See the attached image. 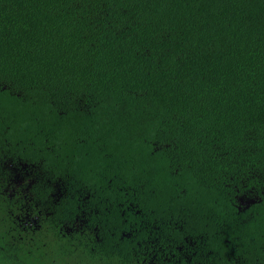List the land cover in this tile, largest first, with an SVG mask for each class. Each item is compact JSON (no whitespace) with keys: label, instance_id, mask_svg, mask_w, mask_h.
I'll list each match as a JSON object with an SVG mask.
<instances>
[{"label":"trees","instance_id":"16d2710c","mask_svg":"<svg viewBox=\"0 0 264 264\" xmlns=\"http://www.w3.org/2000/svg\"><path fill=\"white\" fill-rule=\"evenodd\" d=\"M5 254L264 264V0H0Z\"/></svg>","mask_w":264,"mask_h":264},{"label":"rangeland","instance_id":"374dc122","mask_svg":"<svg viewBox=\"0 0 264 264\" xmlns=\"http://www.w3.org/2000/svg\"><path fill=\"white\" fill-rule=\"evenodd\" d=\"M6 255V257H10V255H8V254H5ZM5 255L3 256V258L2 259H0V263H3V264H21L20 263V260L19 261H12L11 259H6L5 258Z\"/></svg>","mask_w":264,"mask_h":264},{"label":"flooded vegetation","instance_id":"af4514ba","mask_svg":"<svg viewBox=\"0 0 264 264\" xmlns=\"http://www.w3.org/2000/svg\"><path fill=\"white\" fill-rule=\"evenodd\" d=\"M11 257V256H10ZM10 257H8L10 259ZM21 263V262H20Z\"/></svg>","mask_w":264,"mask_h":264}]
</instances>
